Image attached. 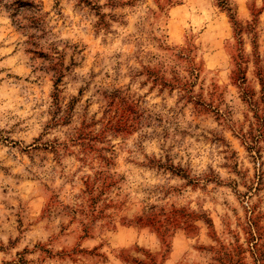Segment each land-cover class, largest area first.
I'll use <instances>...</instances> for the list:
<instances>
[{
    "label": "clouds",
    "instance_id": "obj_1",
    "mask_svg": "<svg viewBox=\"0 0 264 264\" xmlns=\"http://www.w3.org/2000/svg\"><path fill=\"white\" fill-rule=\"evenodd\" d=\"M262 21L264 0H0V264H260L241 221L264 159L220 137L246 136L264 97L230 78ZM112 98L127 128L105 127Z\"/></svg>",
    "mask_w": 264,
    "mask_h": 264
},
{
    "label": "rangeland",
    "instance_id": "obj_2",
    "mask_svg": "<svg viewBox=\"0 0 264 264\" xmlns=\"http://www.w3.org/2000/svg\"><path fill=\"white\" fill-rule=\"evenodd\" d=\"M252 47L253 54L251 56L244 52L243 41H241L231 52L232 59L235 61L237 67L236 70L231 73L230 78H232L236 84L248 85L247 88L242 89L245 93V99L247 98L248 93L252 91V83H254L256 80H259L260 82L261 79L264 78V63H260L261 56L264 55V39L258 38L254 40ZM252 94L254 95V92ZM72 107L74 112L78 110V102L73 103ZM248 107L250 109V117L253 121L252 124L248 125L250 129L249 133L243 138L236 133H225L220 137L221 143L227 148H230L232 156L234 158L239 157L241 163L244 162L246 153L251 155L253 152H255L256 157L264 159V149L256 147L258 143L264 142V97L261 98L259 104H256L254 107L252 105H248ZM112 110L117 112L123 111V114H127L128 116L126 123L128 122L130 125L133 122L135 111L130 102H124L122 100L112 98L109 101V107L105 113L106 118L108 117V114L112 112ZM201 115L206 114L202 112ZM248 119L249 117L246 116L245 122H247ZM114 121L115 120L113 119L110 122L114 123ZM107 125L108 124L105 122L106 128L109 127ZM125 128H127V126ZM253 129L254 132L252 131ZM241 131H243V126ZM89 133L92 135L91 129L89 130ZM248 140H250L251 143H246ZM87 150L91 151V145H88ZM92 155H96L94 151H92ZM92 163L93 166L108 167V164H105L104 159L97 158L93 160ZM107 183H110V181H105L102 176H98L97 183L95 185L86 181L85 186L92 193L93 197H95V193L97 191L102 192L107 190L105 187ZM253 187L256 189V193L260 195H258L257 203L253 206L251 213H246L244 219L241 221V223L244 225L242 231L248 235L250 244H253V242L257 240L264 242V194H261L264 193V176H261L258 182H254ZM249 191H252V188H249ZM92 203L93 205L95 204L94 199L92 200ZM110 211V209L105 210L104 215H109ZM161 211H163V209H161ZM126 214L129 219L134 217V211L131 209L128 210ZM205 215L207 216V214ZM155 219L157 218H150V222ZM160 219L164 218L161 217ZM166 219L169 223L191 224L192 226L199 227V225H196L195 222L192 221L188 214L184 213L182 209H177L174 215L169 216ZM210 219L211 217H208L205 220V223H208V220ZM218 241L219 236L217 234L213 244H208L205 246L214 247L215 243ZM255 247L256 253L253 255H258L260 258V264H264V244H255ZM218 255L220 264H242V251L238 250L236 255H229L224 252L223 248H220L218 250ZM133 264H137V258H133Z\"/></svg>",
    "mask_w": 264,
    "mask_h": 264
},
{
    "label": "trees",
    "instance_id": "obj_3",
    "mask_svg": "<svg viewBox=\"0 0 264 264\" xmlns=\"http://www.w3.org/2000/svg\"><path fill=\"white\" fill-rule=\"evenodd\" d=\"M264 78L261 79L260 83L262 85V87L264 86ZM115 120L114 123H111V120ZM128 119L127 114H123L122 112H117L115 110H112V112L110 114H108V117L106 118V124H108L107 126H115L118 127L120 129H124L126 126H128V122L126 123ZM108 122V123H107ZM89 135H91V133H88ZM80 142H81V147L84 146H88L90 145L89 141L85 138V137H80Z\"/></svg>",
    "mask_w": 264,
    "mask_h": 264
}]
</instances>
